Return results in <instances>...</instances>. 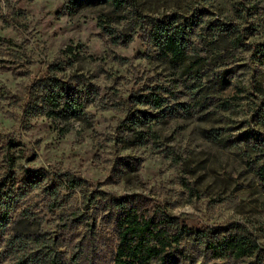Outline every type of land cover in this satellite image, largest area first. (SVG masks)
<instances>
[{"label": "rangeland", "instance_id": "1", "mask_svg": "<svg viewBox=\"0 0 264 264\" xmlns=\"http://www.w3.org/2000/svg\"><path fill=\"white\" fill-rule=\"evenodd\" d=\"M128 2L0 0V264H116L127 212L199 231L168 264H264V0ZM54 85L83 111L59 114ZM236 233L255 250L214 254Z\"/></svg>", "mask_w": 264, "mask_h": 264}, {"label": "trees", "instance_id": "2", "mask_svg": "<svg viewBox=\"0 0 264 264\" xmlns=\"http://www.w3.org/2000/svg\"><path fill=\"white\" fill-rule=\"evenodd\" d=\"M73 7H84L89 5H112L116 11L121 12L130 5L128 0H70ZM107 20V19H106ZM100 22V28L110 36H115V28L110 25L112 21ZM115 20V19H114ZM117 21V20H116ZM156 28L152 30V38L155 45L161 49L163 54L172 56L176 60H184L188 48L187 40L182 33L181 26H174L166 23L152 24ZM52 106H61L59 114L68 118L77 116L84 109V102L77 96L76 89L60 86H52L48 91ZM156 101H158L156 99ZM260 176L264 181V165L260 168ZM74 181V180H73ZM76 181V180H75ZM120 226V244L116 264H168V257H171L176 249H180L181 237L184 235H198V230L188 226L180 227L179 233L170 235L166 226H174L172 217H164L163 220H156L155 216L146 219L139 218L137 214L127 212L124 214ZM121 220V219H120ZM28 236H21L18 242L22 244ZM214 254L223 256L227 254L243 255L255 250L256 244L243 234H228L223 236L216 243H209ZM51 264H72L66 262L63 257L53 252L49 253ZM79 255L72 259L77 261Z\"/></svg>", "mask_w": 264, "mask_h": 264}]
</instances>
